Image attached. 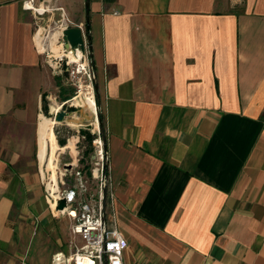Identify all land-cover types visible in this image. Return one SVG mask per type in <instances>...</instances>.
<instances>
[{
	"label": "crops",
	"instance_id": "obj_1",
	"mask_svg": "<svg viewBox=\"0 0 264 264\" xmlns=\"http://www.w3.org/2000/svg\"><path fill=\"white\" fill-rule=\"evenodd\" d=\"M24 1L0 0V251L60 230L49 259L82 241L52 216L33 158L39 147L47 162L40 126L55 73ZM58 8L86 32L89 18L107 211L126 264H264V0Z\"/></svg>",
	"mask_w": 264,
	"mask_h": 264
},
{
	"label": "rangeland",
	"instance_id": "obj_2",
	"mask_svg": "<svg viewBox=\"0 0 264 264\" xmlns=\"http://www.w3.org/2000/svg\"><path fill=\"white\" fill-rule=\"evenodd\" d=\"M40 4H42L46 12L42 16L36 17V41L38 47L42 51H45L42 54L44 60H52L50 63L55 67V60L48 59L47 56L50 55L53 58L58 57L62 52L57 42L55 46L52 45L53 36L59 34L55 25L61 19V12L58 10L60 0H36V6ZM51 70L53 74V68ZM53 77L55 82L54 87L49 93V98L43 104L42 115L44 116L41 118V123L45 118H51L55 121L53 130L55 142L58 147L55 152L54 165L51 168L47 166L48 162H40L37 156L39 147H37V153L33 157L36 162V167L43 176L46 196L52 193L49 185L56 184L59 193H56L55 196L73 189L78 193L79 202L96 204L102 195L101 164L102 156L105 153L102 129L99 125L102 108L97 103L96 89L95 87L93 90L90 89L88 83H84L82 88L79 87V84L74 86L67 79L66 75L53 74ZM87 90L93 91L97 104L95 111L91 110L84 103V98H82L83 93L87 92ZM64 102H67V104L60 108ZM58 111H64L68 115L62 122L55 120V115ZM68 119H72V122H68ZM53 176L54 179L52 178ZM51 214L55 220L59 222L64 221L71 226V219L65 212L51 211ZM59 232L60 230L56 233L50 231L45 234L42 242L39 243L40 245L37 244L39 245L38 248L33 243L32 245L28 244L27 249H24L20 245L16 249L11 247L1 250L0 264H24L35 261L45 262L47 260L49 264H53L54 255L63 248L59 247L49 259L45 255L49 253V248L53 245V242L57 240V234L61 238H64Z\"/></svg>",
	"mask_w": 264,
	"mask_h": 264
},
{
	"label": "built area",
	"instance_id": "obj_3",
	"mask_svg": "<svg viewBox=\"0 0 264 264\" xmlns=\"http://www.w3.org/2000/svg\"><path fill=\"white\" fill-rule=\"evenodd\" d=\"M24 7L31 11L35 17L42 16L46 12L42 4L36 6V0H25ZM58 10L61 12V19L57 21L55 26L59 33L57 43L60 45L62 52L58 57L47 56L48 59L55 60V67L50 63L52 60L46 62L53 68L56 75H66L74 86L79 84V87L82 88L84 83H88V87L93 90L97 73L86 41V29L82 26H76L62 8H58ZM71 27L82 30L85 51L79 47L66 48L67 40L64 31ZM37 49L41 55L44 54L45 51H42L38 45ZM67 102H64L60 108L66 105ZM101 166L102 195L98 203L79 202L78 193L73 189L56 196H53L52 193L47 196L49 208L54 212H65L71 219L73 235L79 237L82 241L81 245L75 246L69 254L62 251L55 254L53 264H126L125 251L128 248V242L120 233L116 221L109 218L107 204L104 207V189H107V202L109 199L107 153L102 156ZM56 193L59 192L56 191ZM61 200L66 201L63 210L58 209Z\"/></svg>",
	"mask_w": 264,
	"mask_h": 264
},
{
	"label": "water",
	"instance_id": "obj_4",
	"mask_svg": "<svg viewBox=\"0 0 264 264\" xmlns=\"http://www.w3.org/2000/svg\"><path fill=\"white\" fill-rule=\"evenodd\" d=\"M86 12H87V16L89 15V0H86ZM90 29V25H89V18H87V30ZM64 35L66 37L67 43H66V48H75V47H79L81 50L85 51V41H84V37H83V32L80 28L77 27H71L68 28L64 31ZM86 41L88 44V48L91 52V39H90V35L87 34L86 36ZM91 56H92V52H91ZM95 89L97 92V96H98V81L96 80L95 82ZM67 113L64 111L61 112H57L55 115V120L57 122H62L67 118ZM68 122H72V119H68ZM99 125L102 129V137L104 139V149H105V153L106 152V140H105V132H104V128H103V124L100 122L99 120ZM107 204V189H104V207H106ZM66 206V201L65 200H61L59 201V205H58V209L59 210H63Z\"/></svg>",
	"mask_w": 264,
	"mask_h": 264
},
{
	"label": "bare ground",
	"instance_id": "obj_5",
	"mask_svg": "<svg viewBox=\"0 0 264 264\" xmlns=\"http://www.w3.org/2000/svg\"><path fill=\"white\" fill-rule=\"evenodd\" d=\"M58 35L59 34H55L53 36V38H52V40H53L52 41V43H53L52 45H54V46L56 45V42L58 40ZM82 98H84V103L91 110H93V111L96 110L97 104H96V101H95V98H94V95H93L92 91L87 90V92L83 93V97ZM54 122L55 121L53 119H51V118H45L44 121L41 123V126H40V135L47 142V162H48L47 166L49 168H51L54 165L55 152H56L57 147H58L56 142H55V138H54V130H53Z\"/></svg>",
	"mask_w": 264,
	"mask_h": 264
},
{
	"label": "trees",
	"instance_id": "obj_6",
	"mask_svg": "<svg viewBox=\"0 0 264 264\" xmlns=\"http://www.w3.org/2000/svg\"><path fill=\"white\" fill-rule=\"evenodd\" d=\"M87 34H88V30H87ZM97 103H99L98 96H97ZM99 120L103 124L104 132H105L104 117H103L102 113H100V119Z\"/></svg>",
	"mask_w": 264,
	"mask_h": 264
}]
</instances>
